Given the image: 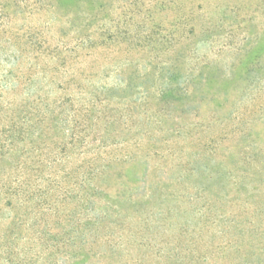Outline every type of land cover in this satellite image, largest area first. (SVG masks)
<instances>
[{
	"label": "trees",
	"instance_id": "1",
	"mask_svg": "<svg viewBox=\"0 0 264 264\" xmlns=\"http://www.w3.org/2000/svg\"><path fill=\"white\" fill-rule=\"evenodd\" d=\"M53 2L0 0V65L9 56L15 58L0 69V264H123L124 260L140 264L155 255L179 262L188 254L198 260L215 254L217 261L230 258L229 264H264V147L249 141L252 133L245 113L236 116L231 127L225 124L218 137L244 143L234 162L236 182L228 179L234 169L216 162L219 139H211L200 146L204 155L194 157L192 168L189 163L177 166L181 173L204 178L191 195L186 187L178 188L186 195L187 207L182 206L181 195L163 199L154 186L147 194L146 179L144 186L123 183L125 189L116 196L108 192L123 179L119 168L136 156H121L114 148L126 152L127 147L138 148L143 140L160 134L162 143L171 142L174 135L187 138L203 123L183 116L176 119L169 111L177 106L181 113L196 111L205 100L201 87L220 67L207 55L200 56L199 50L219 32L218 27L200 26L193 17L195 10L185 13L178 4L177 34L137 40L132 48L127 45L126 63L113 66L114 85L98 83L93 74L76 67L99 50L118 49L122 39L112 34L82 30L73 49L39 52L35 60L41 57L43 63H36L33 71H21L15 67L20 57L24 52L32 56L31 47L37 43L19 35L15 23L19 17L27 21L50 9ZM263 6L257 5L254 14ZM38 44L41 49L45 42ZM135 51L145 54L133 60ZM69 69L74 70L70 81L54 79ZM253 69H248L247 88L264 79ZM234 114L231 110L224 119ZM217 122L212 119L209 124ZM220 156L225 161L230 157ZM230 187L237 190V197L225 194ZM204 194V207L192 208ZM228 204L245 211L234 214L226 209ZM175 227L179 241L170 246L174 255L167 257L165 248L174 241L166 239L164 248L163 241L157 242V231ZM217 238L221 243L214 248ZM202 247L204 255L199 253Z\"/></svg>",
	"mask_w": 264,
	"mask_h": 264
},
{
	"label": "rangeland",
	"instance_id": "2",
	"mask_svg": "<svg viewBox=\"0 0 264 264\" xmlns=\"http://www.w3.org/2000/svg\"><path fill=\"white\" fill-rule=\"evenodd\" d=\"M53 3V7L50 9L33 15L27 21H23L19 17L15 23L14 27L19 35L25 36V40L28 39L32 44L37 43L35 48L31 47L34 50L32 56L28 57L24 52L25 55L20 57L21 59L15 67L19 66L21 71L27 72L29 69L33 71L36 69V63H43L44 60L41 57L35 60V57L40 54L39 52L73 49L81 39L82 30L102 35L112 34L118 35L122 39V45L118 46V49L99 50L92 59H85L83 64L76 67H80V69L82 67L87 73L93 74L92 79L98 83L114 85L113 66L118 67L126 63L124 50L127 45L132 48L137 40H143L150 36L153 39H162L177 34L178 26L174 25L178 19L176 11L178 4L183 5L185 13L194 9L193 17L200 21V26L212 23L219 29V32L210 41L202 44L203 46L199 50L200 56L207 55L209 62L213 61V64L220 67V72L201 87V91L205 92V100L200 103L199 110L181 113L182 110L177 106L175 110L169 111L176 119L183 116L193 122L199 119L203 123L192 128L191 135L187 138L176 139L177 136L174 135L171 138L173 141L162 143L158 138L162 137L160 134L151 140H143L138 148L132 145L127 147L126 152L114 148V153H120L121 156L130 157L129 153H134L136 156L130 163L119 168L123 179L121 182L116 181L108 189L112 196L118 195L121 190L125 189L126 186H122L123 183L144 186L145 183L142 182L146 179L147 194L151 195L150 187L154 186V189L157 188L160 193L162 192L163 199L169 197L171 200L174 196L181 195L183 199L181 204L183 207H187V199L183 198L186 195L179 192L178 188L186 187L187 193L191 195L194 193L192 188L202 184L204 178L198 174L181 173L179 172L181 168H177V166L192 163L196 155L203 156L205 150L200 146L206 142L209 143L211 139H219L225 124L229 123L231 127L232 120L244 113L249 122L248 128L252 133L249 141H254L256 147H264V79L247 88L248 69L254 68L253 74L258 69L261 75H264V6L254 14L257 5H263L264 0H61L60 2L54 0ZM6 37L4 38L6 39ZM1 40H3L2 36H0ZM41 41L45 44L40 49L38 43ZM87 51L86 49L82 50L83 53H87ZM144 54H138L135 51L131 59H141ZM9 57L5 59V63L0 65V69L9 66V62L15 61V58ZM67 71L66 73L59 72L54 76V79L60 82L68 81L74 70ZM250 75L252 76V74ZM231 110L235 111L232 118L224 119L225 114ZM212 119H218V122L209 124ZM175 143L177 144L175 145ZM243 144L235 140L220 141L219 139L217 142V146H220L219 152L216 154V162L221 160L224 162L222 166L230 168L232 171L234 169L232 176L228 177L230 180L233 179V183L239 177L237 176L238 172L235 171L234 162L237 161V154ZM223 154L225 157L227 154L230 157L225 161L220 156ZM189 168H192V165ZM146 170L147 174H145ZM247 185L246 189L249 190L251 185L250 183ZM231 187L227 188L225 192L226 195H229V199L239 195L237 190ZM204 196L197 201L194 200L192 208L195 207L199 211V208L204 207L207 195L204 194ZM124 201H126V197ZM123 205L127 206L126 202ZM226 209H229L230 212L233 211L234 214L245 211L240 205L230 207L228 204ZM194 227L191 224V230ZM178 229L179 227L163 228L162 230L165 231H157L160 232L157 242L163 241L164 248L167 247L164 246L166 239L171 237L174 241L165 248L169 253L167 257L170 254L174 255L170 249L179 241V238L177 240L175 237ZM185 237L190 238L191 236ZM208 237H212V235L209 234ZM217 241L213 243L214 248L221 243L219 238ZM205 251V247L199 248V253L203 254ZM220 260L222 259L219 261L215 259V254L207 258L201 257L200 260L195 257V254L192 257L188 254L179 262L174 259L168 262L167 258L160 260L155 255L153 259L147 257L140 264H229L231 262L230 258H225L224 261ZM123 264H126V260Z\"/></svg>",
	"mask_w": 264,
	"mask_h": 264
}]
</instances>
